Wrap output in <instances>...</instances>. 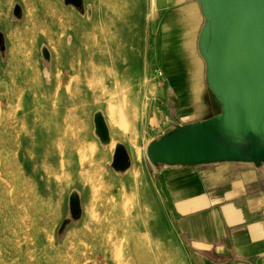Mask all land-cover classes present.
I'll use <instances>...</instances> for the list:
<instances>
[{
  "label": "rangeland",
  "instance_id": "1",
  "mask_svg": "<svg viewBox=\"0 0 264 264\" xmlns=\"http://www.w3.org/2000/svg\"><path fill=\"white\" fill-rule=\"evenodd\" d=\"M156 5L0 0V264H106L108 234L124 223L91 220L124 207L92 203L122 194L84 184L78 140L93 123L110 74L124 81V73L178 68ZM73 192L81 200L77 218L70 212Z\"/></svg>",
  "mask_w": 264,
  "mask_h": 264
},
{
  "label": "crops",
  "instance_id": "2",
  "mask_svg": "<svg viewBox=\"0 0 264 264\" xmlns=\"http://www.w3.org/2000/svg\"><path fill=\"white\" fill-rule=\"evenodd\" d=\"M155 3L163 29H170L178 68L160 75L124 73V81L117 80L121 73L110 74L98 95L102 102L97 110L104 114L110 141H101L94 120L78 140L84 184L122 194L92 203L124 207L121 212L94 214L91 220L124 223L108 234L105 262L264 264V163L167 165L154 164L147 156L153 139L220 110L207 86L198 48L205 21L199 1ZM186 84L192 90L181 106ZM118 144L129 155L124 170L112 166Z\"/></svg>",
  "mask_w": 264,
  "mask_h": 264
},
{
  "label": "water",
  "instance_id": "3",
  "mask_svg": "<svg viewBox=\"0 0 264 264\" xmlns=\"http://www.w3.org/2000/svg\"><path fill=\"white\" fill-rule=\"evenodd\" d=\"M198 1L205 19L198 48L206 64L207 86L220 110L153 139L147 156L154 164L167 165L264 163V0ZM64 2L76 8L83 4ZM14 12L20 14V5ZM43 51L49 59L48 49ZM94 122L101 141L109 142L101 111L95 112ZM129 163L126 148L118 144L112 166L124 170ZM70 212L73 218L81 213L77 192L70 196Z\"/></svg>",
  "mask_w": 264,
  "mask_h": 264
},
{
  "label": "bare ground",
  "instance_id": "4",
  "mask_svg": "<svg viewBox=\"0 0 264 264\" xmlns=\"http://www.w3.org/2000/svg\"><path fill=\"white\" fill-rule=\"evenodd\" d=\"M97 60H98V59H97ZM94 62H96V59H95V61H93V63H94ZM92 67H93V69H96V70H99V69H100V68H99V69H97V67H96V66H92ZM92 71H93V70H91V72H92ZM97 72H98V71H97ZM86 73H88V71H86ZM92 73H93V72H92ZM94 73H95V72H94ZM99 73H101V72H99Z\"/></svg>",
  "mask_w": 264,
  "mask_h": 264
}]
</instances>
